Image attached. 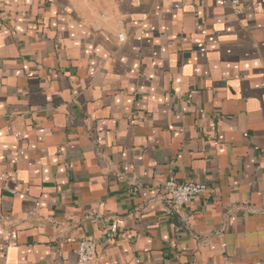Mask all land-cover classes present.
<instances>
[{"label": "crops", "instance_id": "obj_1", "mask_svg": "<svg viewBox=\"0 0 264 264\" xmlns=\"http://www.w3.org/2000/svg\"><path fill=\"white\" fill-rule=\"evenodd\" d=\"M169 180L211 191L172 215ZM85 239L264 264V0H0V264Z\"/></svg>", "mask_w": 264, "mask_h": 264}, {"label": "built area", "instance_id": "obj_2", "mask_svg": "<svg viewBox=\"0 0 264 264\" xmlns=\"http://www.w3.org/2000/svg\"><path fill=\"white\" fill-rule=\"evenodd\" d=\"M120 41H124V36L120 35ZM167 191L166 201L170 214L187 206L194 198L206 195L211 191L206 184H196L190 182H179L169 180L165 184ZM78 260L81 264H89L97 257V243L94 240H82L78 247Z\"/></svg>", "mask_w": 264, "mask_h": 264}]
</instances>
